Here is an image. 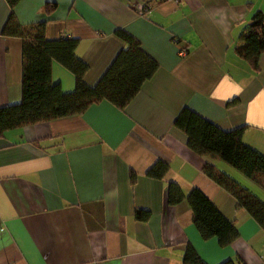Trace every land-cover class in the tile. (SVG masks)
Returning a JSON list of instances; mask_svg holds the SVG:
<instances>
[{
	"label": "crops",
	"instance_id": "obj_1",
	"mask_svg": "<svg viewBox=\"0 0 264 264\" xmlns=\"http://www.w3.org/2000/svg\"><path fill=\"white\" fill-rule=\"evenodd\" d=\"M258 13L264 0H0V107L21 99L23 38L3 33L11 16L22 30L43 23L47 39H76L89 86L124 48L117 29L156 63L123 109L100 100L0 137V264H183L187 247L205 264H264L263 230L202 167L262 203L264 186L195 154L172 125L186 107L223 131L241 127V141L264 155V51L256 70L235 52ZM51 76L74 90V74L56 61ZM156 161L167 166L160 179L146 175ZM169 181L202 192L236 238L202 239L188 204L166 202Z\"/></svg>",
	"mask_w": 264,
	"mask_h": 264
},
{
	"label": "trees",
	"instance_id": "obj_2",
	"mask_svg": "<svg viewBox=\"0 0 264 264\" xmlns=\"http://www.w3.org/2000/svg\"><path fill=\"white\" fill-rule=\"evenodd\" d=\"M9 3L13 5L14 0H9ZM3 33L21 36L23 44L21 99L16 104L0 107V137L7 130L80 114L100 100L123 109L156 70V63L141 50L138 42L120 29L114 33L124 43V48L116 54L94 86L84 81L88 66L76 54V39H47L43 23L22 30L12 16ZM240 40L242 45L235 49L236 54L256 70L257 57L264 51V14L254 15L243 29ZM54 61L74 74L73 91L65 93L59 83L52 81ZM172 125L185 135V145L195 154L221 160L244 177L264 186V155L241 141V127L223 131L186 107L174 117ZM166 169V164L156 161L146 175L160 179ZM202 172L228 192L236 205L243 208L264 232V203L212 165L205 163ZM180 201L188 204L191 221L202 239L215 237L220 246H225L236 238L233 223L224 218L202 192L192 188L184 193L174 182H167L166 202L174 205ZM133 215L137 220H144L147 213L135 210ZM181 261L183 264H205L191 247L186 248ZM220 264L234 263L225 260Z\"/></svg>",
	"mask_w": 264,
	"mask_h": 264
},
{
	"label": "built area",
	"instance_id": "obj_3",
	"mask_svg": "<svg viewBox=\"0 0 264 264\" xmlns=\"http://www.w3.org/2000/svg\"><path fill=\"white\" fill-rule=\"evenodd\" d=\"M177 1V0H174ZM135 9H136V14L139 16H144L146 10H147V6L144 3H139L135 5Z\"/></svg>",
	"mask_w": 264,
	"mask_h": 264
}]
</instances>
